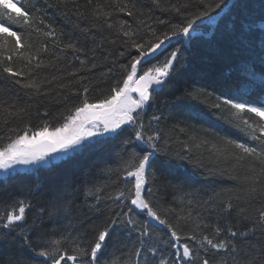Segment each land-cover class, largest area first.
Instances as JSON below:
<instances>
[{
  "label": "snow or ice",
  "instance_id": "snow-or-ice-1",
  "mask_svg": "<svg viewBox=\"0 0 264 264\" xmlns=\"http://www.w3.org/2000/svg\"><path fill=\"white\" fill-rule=\"evenodd\" d=\"M151 5L145 11L141 0H43L39 7L0 0V16L7 18L0 20L2 181L20 169L71 163L77 153H96L108 176L102 185L87 176L63 179L43 192L33 185L28 195H41L38 207L17 198L24 193L0 192V264H213L210 252L218 257L215 264H264V19L257 24L251 0H151ZM153 8L169 18L155 16ZM47 9L79 35L65 40ZM121 13L133 23L116 19ZM258 14L264 18V0ZM207 26L235 45L239 61L209 84L185 88L172 104L161 106L158 94L182 72L184 54ZM33 33L44 37L35 49ZM170 41L179 47L157 59ZM149 61L155 62L145 67ZM97 69L99 81L83 74ZM103 84L107 90L92 96ZM205 95H215L210 107L216 118L190 110L185 120L198 122V128L177 120L179 113L166 114L184 107L183 98ZM42 99L64 111L52 116L37 107L41 123L32 127L33 104ZM152 105L156 111L146 119ZM220 119L252 143L215 132ZM13 121L22 126L9 127ZM170 121L175 122L169 128ZM177 130L191 131L178 149L171 136ZM114 162L117 168L107 166ZM188 165L234 186L197 189L181 171ZM157 184L202 212L178 215L173 223L171 210L152 198ZM156 225L170 236L164 242L171 249L167 256ZM186 226L191 231L185 232ZM253 237L255 244L242 250ZM256 250L258 257L252 254Z\"/></svg>",
  "mask_w": 264,
  "mask_h": 264
},
{
  "label": "trees",
  "instance_id": "trees-1",
  "mask_svg": "<svg viewBox=\"0 0 264 264\" xmlns=\"http://www.w3.org/2000/svg\"><path fill=\"white\" fill-rule=\"evenodd\" d=\"M15 2V0H14ZM22 3H26L27 6L31 7V5L35 4L38 7L43 0H21ZM81 3L84 0H80ZM110 4L111 0H107ZM254 3L257 9V24L261 22L262 17L258 14V9L261 4V0H251ZM141 3L145 4V11L149 7H152L151 0H141ZM18 6H20L18 4ZM48 19L53 20L58 30H62L66 36L65 40H67L68 35H73L75 38L78 33H73L72 25L67 23V21L53 9H47ZM154 15L160 18H169L167 13H163L157 9L153 8ZM116 19L118 20H127L128 23H133V18L127 17L124 14H118ZM0 20H4L7 22L6 17L0 16ZM203 36L194 40L191 48L188 52L184 54L185 56V64L182 72L176 76L170 83H168L162 92L158 94V103L163 106L165 103L172 104L175 101L176 97L180 96V93L185 88H197L202 87L209 84L213 77L217 76L221 71L227 72L239 61L241 57V53L235 50V45L227 41L223 38L219 33H217L216 29L213 26H207L203 30ZM27 35V33H25ZM98 39V38H97ZM31 42L34 46L39 47L42 42H44V37L42 35L32 34ZM179 47L175 43V41L166 42L163 49L161 50V55L157 56V59L162 58V54L170 51L171 48ZM33 49V50H34ZM71 59V57H69ZM83 58V57H82ZM123 63H127V58L122 59ZM155 61H149L145 67L150 66L151 63ZM76 66L79 67L78 62H76ZM110 66V62H109ZM46 72L47 70H43ZM100 69L94 70V75L84 72V75H88L89 79L93 80H101ZM103 71H107L106 68ZM114 72L119 76L120 70L119 68L114 69ZM142 74V73H141ZM2 81H0V86H2ZM108 88L107 84H103L101 88L97 91L92 92V96H96L106 91ZM210 90V89H209ZM23 94V90H21V95ZM255 95V94H254ZM23 99H27V97L22 96ZM215 95L211 97L201 96L199 99H192L191 97L183 98L179 101L184 107L180 109H168L167 111H174L179 113L176 115L177 120L183 121L190 128L191 126H196L197 128L200 126L198 122L193 121L191 119L185 120V117L189 114L190 110H199L202 112L213 114V119L216 118V110L211 108L210 105L215 103ZM76 103V101H73ZM39 108L40 112H44L47 110L52 116L56 115L58 112L64 111V108L58 104H49L45 100H40L38 104H33V114L31 117V126L35 127L40 125L41 117L36 115L35 109ZM154 111H156V105H152L146 110V119L147 116H150ZM50 119V117H49ZM175 121L169 122V128L171 124ZM20 124L19 121H13L9 127ZM217 128L215 132H218L221 136H228L230 138L242 140L246 143H252L248 141L247 138L240 133L237 129L232 127L226 120L220 119L217 121ZM4 129V118L0 117V130ZM126 135V133H125ZM187 135H191V131H188ZM187 135L183 133H179L177 130L175 133H171L173 147L179 148L180 141H184L187 139ZM71 155V154H70ZM67 159V158H66ZM71 163H64L62 161H56L54 165L49 166L47 168L41 169L36 172H27L24 170H20L17 173L10 176L7 181H2V177H0V192L8 194H16L17 192L24 193V196L17 198H26L29 202H31L34 207H38V203L41 199V195L37 194L34 197L28 195V190L33 185L42 186V192L46 191L53 183H57L63 179L77 180L82 179L87 176L88 179H91L93 183L97 185H102L105 182H108V176L104 175L101 171L102 168L105 167L104 164H101V161L96 153H84V154H75L71 155ZM248 162L246 161L243 168H239L238 171L243 172L244 168L247 167ZM99 165V167H98ZM111 168H117L118 163H111L107 165ZM183 174L188 175L190 177L191 183L197 189H220V188H231L233 187V182L228 180L226 177H220L219 175L209 174L205 169L194 168L191 165H188L186 170H181ZM112 180H116L115 176H112ZM122 183V182H121ZM191 191V189H189ZM201 195H203L201 193ZM180 194L174 193L171 189L165 190L163 187H160L159 184L153 187V199L155 203L163 210H171L169 212V219L172 220L173 223L176 222V218L178 215H186L187 212L191 211L193 215H196V212H202L200 207L193 203L191 206L187 204V200L185 199L183 202L179 198ZM204 199H207L206 196H203ZM235 203V201H234ZM258 205H254L256 207ZM29 216L32 213H28ZM146 219V217H143ZM235 221H233L234 223ZM149 223H154L149 221ZM157 228V236L163 237V242L161 243V248H166L167 250L164 252V255L167 256L171 249L167 247L164 242L170 239V236L167 234L166 229L163 226L156 225ZM185 232L191 231L190 226H186L184 229ZM206 233L211 235V228L206 230ZM258 237H253L252 239L245 241L240 245L241 249L247 252L249 248L255 244V240ZM194 243V242H189ZM257 257L259 256L258 250L254 253ZM119 254L115 258H118ZM41 258H37V261ZM209 259L213 260V264H215V259H218L215 253H209Z\"/></svg>",
  "mask_w": 264,
  "mask_h": 264
},
{
  "label": "rangeland",
  "instance_id": "rangeland-1",
  "mask_svg": "<svg viewBox=\"0 0 264 264\" xmlns=\"http://www.w3.org/2000/svg\"><path fill=\"white\" fill-rule=\"evenodd\" d=\"M133 95H135V94H133ZM23 170V169H22ZM0 176H3V174L2 173H0Z\"/></svg>",
  "mask_w": 264,
  "mask_h": 264
}]
</instances>
